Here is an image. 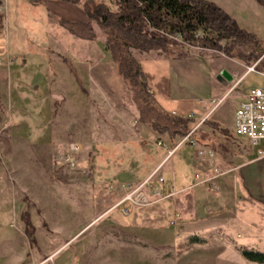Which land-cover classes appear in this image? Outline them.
<instances>
[{"label":"rangeland","instance_id":"1","mask_svg":"<svg viewBox=\"0 0 264 264\" xmlns=\"http://www.w3.org/2000/svg\"><path fill=\"white\" fill-rule=\"evenodd\" d=\"M232 1L238 24L264 43V4ZM104 2L113 8L110 0ZM5 4L6 24L0 10V264H177L196 242L244 235L216 226L193 234L187 226L221 220L242 199L260 203L264 141L256 146L238 138L233 121L242 94L264 84L258 66L264 53L247 63L180 38L166 52L133 49L167 95L206 102L190 131L197 129L196 136L171 142L138 121L131 91L101 41L90 56L82 46L71 56L41 54L29 48L33 29H40L38 19L32 25L33 18L21 17L15 24L12 0ZM253 65L256 71L250 72ZM209 97L221 101L213 107ZM169 105L174 115L188 112ZM159 140L169 150L163 151ZM100 144L116 147L115 159L101 162ZM146 151L157 163L142 176ZM141 186L147 199L126 201ZM166 188L171 196L161 193ZM25 211L35 227L34 245L25 233ZM256 245L246 249L264 253V243Z\"/></svg>","mask_w":264,"mask_h":264},{"label":"trees","instance_id":"2","mask_svg":"<svg viewBox=\"0 0 264 264\" xmlns=\"http://www.w3.org/2000/svg\"><path fill=\"white\" fill-rule=\"evenodd\" d=\"M43 1L47 0H30L33 4ZM60 1L79 4L86 20L58 18V23L86 40L99 38L94 23L98 25L105 37V50L110 53L118 74L131 91L138 121L159 136H167L171 142L186 136L193 129L195 119L174 115L162 107L148 89L147 75L133 55V49L143 53L166 52L170 46H178L176 38H180L188 46L219 50L247 63L256 61L264 53V43L256 33L241 27L234 17L209 0H111L113 8L101 0ZM257 1L264 4V0ZM198 32H202V36H197ZM258 66L264 70V59ZM196 134L197 129L192 136ZM98 154L101 162L113 160L117 155L116 147L100 144ZM156 161L154 154L145 152L141 156L144 165L141 175L146 176ZM22 217L26 223L25 233L30 244L34 245L35 227L26 211ZM243 256L264 263L263 252L244 250Z\"/></svg>","mask_w":264,"mask_h":264},{"label":"crops","instance_id":"3","mask_svg":"<svg viewBox=\"0 0 264 264\" xmlns=\"http://www.w3.org/2000/svg\"><path fill=\"white\" fill-rule=\"evenodd\" d=\"M7 1L10 2V0ZM101 1L104 2V0ZM209 1L216 3L218 6L222 7L227 13H229L232 17H234L235 19L237 18L236 16L237 13L234 10V6H233L234 1H232V4H231V0H209ZM4 2L5 0H0V10L2 12L3 19L6 24L7 13L5 11L7 6L6 4L4 5ZM22 7L24 8L25 12L21 11ZM12 10H13L12 11L13 21L15 24L20 23L21 17H23V19L33 18L32 21L30 22L32 25L34 23V18L38 19L37 24L40 26V29L39 30L37 28L33 29L32 36L34 41H32L29 44V48L30 49L33 48V50H35L36 52H38V50H41V54L43 51H47L48 55L56 53L58 55L71 56L72 53L80 54L77 51H79L78 47L82 46L84 50H87L85 51V53L88 56H90L91 49L95 46L94 43L99 41H101L102 44L105 43V37L102 35L100 28L95 23H94V28L97 31V33L100 35L97 40L82 39L70 33L66 28L62 27L58 23V18H64L66 20H86V16L82 10V7L79 4H73L70 2L60 1V0H47L37 4L31 3L30 0H12ZM59 27L66 29L74 37L62 31ZM81 40L84 42H82ZM142 67L147 75L148 87L151 93L156 97L158 102L162 105V107L166 111L171 112L165 106L167 105L170 106L169 104L172 103L174 104V106L178 107V109L180 108H183L184 110L187 109L188 111L187 114L185 115L180 114V116L189 117L190 114L193 113L194 116L192 118H195L198 111L207 109L206 102L203 103L201 99L196 100V99H191V97L189 98L186 97V99H190L189 101L186 99L184 100L182 94L175 93L170 96L167 95L162 90V87L158 83L156 77H154L150 73V71L148 72L146 71L145 64L144 65L142 64ZM211 98L213 97H209L208 99ZM189 103L192 106H190ZM238 138L244 139L241 137ZM259 151L263 153V157L260 159L261 164L258 165V176H257L258 177L257 183L259 187L258 194L261 198L258 200H260V203L255 199H249L248 201L242 199V201L244 200L243 202L240 201L233 203L231 211H228V213L225 212L226 214L222 215V217L219 216L221 217L219 218L221 220H213L211 222H209L208 220L199 221L197 223V226L193 224L187 226L189 233H193V234L196 233L202 234L205 232L207 233L210 231H215L217 228H213V230H211V227L216 226V227H221L216 231H222L224 233H234V234L243 233L244 235L240 236V239L237 240L234 237L235 236L234 235L233 239L231 238L232 240L224 238L223 241L207 240L206 242L203 240L199 243L196 242L195 246L190 251V254L188 253L182 258H179L176 261L177 264L180 263L182 264H264V263L250 261L243 256V251L247 250L246 248L249 245L251 247L248 248H253L254 246H257L256 244H259L260 246V244L264 243V210L257 209L253 212H250L251 209L249 210L246 209L247 206H254V207H256L257 205L264 206V151L261 149ZM170 171L174 172L173 170ZM166 183L169 184V182ZM239 199L241 198L239 197ZM262 247L264 248V245H262Z\"/></svg>","mask_w":264,"mask_h":264},{"label":"built area","instance_id":"4","mask_svg":"<svg viewBox=\"0 0 264 264\" xmlns=\"http://www.w3.org/2000/svg\"><path fill=\"white\" fill-rule=\"evenodd\" d=\"M202 34V32H198L197 36H202ZM248 70L250 72L256 71L255 65L248 67ZM259 73L264 76V72ZM242 97L243 99L234 112V133L238 137L250 140L253 145L257 146L261 141L264 140V84L259 86H251L245 93L242 94ZM220 101L221 99L218 100L216 98L209 99V102H211L213 107H216ZM193 116L194 114L192 113L189 117L192 118ZM189 137H192V132L187 134L186 138ZM157 144L162 149L169 150L168 145L162 140H159ZM201 153H204V151H201ZM208 154L212 157L214 156L212 151H209ZM198 178L199 176H197V179ZM159 180L161 181V183L166 181L165 177L163 176H160ZM203 181L206 180H202V182ZM161 193L168 196H171L173 194L171 190L165 192L164 189ZM127 196L128 197L126 198V201H129L132 204L142 203L147 199L142 186L141 188L139 187V189L133 192V194H129ZM127 209L128 208H124V212H126Z\"/></svg>","mask_w":264,"mask_h":264}]
</instances>
